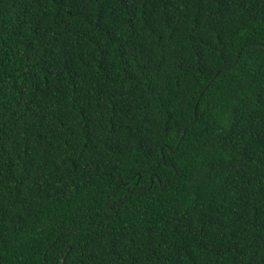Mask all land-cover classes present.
<instances>
[{"label":"trees","instance_id":"16d2710c","mask_svg":"<svg viewBox=\"0 0 264 264\" xmlns=\"http://www.w3.org/2000/svg\"><path fill=\"white\" fill-rule=\"evenodd\" d=\"M0 264H264V0H0Z\"/></svg>","mask_w":264,"mask_h":264},{"label":"water","instance_id":"95a60500","mask_svg":"<svg viewBox=\"0 0 264 264\" xmlns=\"http://www.w3.org/2000/svg\"><path fill=\"white\" fill-rule=\"evenodd\" d=\"M227 67V66H226ZM217 73V71L215 72V74Z\"/></svg>","mask_w":264,"mask_h":264}]
</instances>
